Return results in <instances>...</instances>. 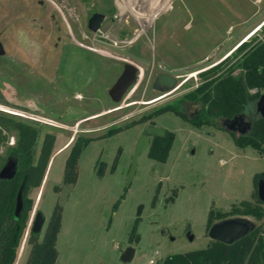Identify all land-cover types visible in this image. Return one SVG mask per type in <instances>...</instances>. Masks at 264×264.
Instances as JSON below:
<instances>
[{"label": "rangeland", "instance_id": "rangeland-1", "mask_svg": "<svg viewBox=\"0 0 264 264\" xmlns=\"http://www.w3.org/2000/svg\"><path fill=\"white\" fill-rule=\"evenodd\" d=\"M94 11L111 19L105 31L87 27ZM253 37L264 38V0H0V113L39 128L35 154L46 131L55 134L52 153L61 147L41 185L28 192L35 199L40 189L30 217L39 209L45 224L55 203L62 206L55 264L161 263L168 254L208 245L211 209L213 222L264 223V213L236 211L242 200L255 203L253 175L264 170V151L236 144L223 118L194 126L170 109L131 125L166 103L193 116L201 105L181 101L183 94L230 67L237 44ZM227 54L222 69L204 73ZM126 61L140 67L138 79L114 101L108 89ZM161 72L176 78L173 88L153 86ZM256 111L251 101L240 113L251 119ZM149 125L174 138L158 160L148 154V136L128 182L137 138ZM112 127L121 129L106 134ZM16 133L8 131L0 153L15 144ZM79 134L94 138L80 153L76 182L64 184V162ZM97 161L106 163L102 175ZM30 225L14 264L25 263ZM127 247L134 254L124 261Z\"/></svg>", "mask_w": 264, "mask_h": 264}, {"label": "trees", "instance_id": "trees-1", "mask_svg": "<svg viewBox=\"0 0 264 264\" xmlns=\"http://www.w3.org/2000/svg\"><path fill=\"white\" fill-rule=\"evenodd\" d=\"M234 50L236 59L230 67L215 76L204 77L200 83L181 97V101L200 103L201 106L196 114L188 116L180 107L166 103L154 108L150 113L142 115L131 125L171 109L192 125L200 126L210 119L231 118L240 113L249 102L257 101L262 93L261 90H264V38L243 39ZM228 56L229 54L210 66L204 73L209 71L215 73L222 69V66L229 60ZM236 68H239V71L234 73ZM251 120V126L247 133L230 132L236 144L250 145L262 153L264 151V117L257 112ZM11 129L17 131L15 144L5 146L4 153H0V168L8 157L16 159L14 174L11 177H0V264H14L17 259L20 241L34 203V199L28 195V192L31 187L41 185L55 141V134L46 131L35 154L34 146L39 136V128L26 121L16 119L12 115L0 113V145L7 140V133ZM120 129V127H112L106 134ZM92 138L94 137L81 134L73 137L64 162L62 179L64 184L76 182L78 158L83 147ZM173 138L174 132L167 129L163 135H154L148 148L149 156L164 160ZM117 158L118 155L114 158L111 169L115 167ZM105 167L104 161H97L96 170L99 175L104 173ZM259 178L264 180V170L254 173L253 184L255 186ZM22 183L23 205L20 214L15 216V197ZM54 187L61 188L59 185ZM252 196L255 198V203L250 200H242L240 203L242 207L236 211L252 213L256 216L262 215L264 200L259 199L256 188L253 189ZM227 214L224 212L221 217H226ZM212 216L211 209L207 217L206 230L213 223ZM61 218L62 206L56 202L41 237L38 232H33L30 228L25 239L30 247L24 264H55L58 256L56 238L61 226ZM263 232L264 223H260L231 243L210 239L206 247L168 254L160 264H264Z\"/></svg>", "mask_w": 264, "mask_h": 264}, {"label": "water", "instance_id": "water-1", "mask_svg": "<svg viewBox=\"0 0 264 264\" xmlns=\"http://www.w3.org/2000/svg\"><path fill=\"white\" fill-rule=\"evenodd\" d=\"M111 23L110 18H106L100 11H94L87 20V27L93 31H105ZM3 53V47L0 43V54ZM140 67L132 62L126 61L123 63V69L113 84L108 89V94L114 101H120L124 93L131 87L138 79V71ZM157 82L164 85V88L171 89L175 86L176 79L174 76L161 72L157 77ZM256 110L264 117V93H261L256 101ZM251 119H246L241 113L235 114L233 117H225L222 119L223 127L236 134H245L251 126ZM165 129L163 127L149 125L145 131H141L134 150L133 161L130 166L127 181L131 180L136 167L137 155L147 148L149 135H163ZM16 169V159L8 157L0 168V177H11ZM257 195L259 199L264 200V180L259 178L256 185ZM23 183L18 188L15 197L14 215L18 216L21 212L23 199H22ZM44 216L41 211H35L30 228L33 232H40L43 226ZM253 228L251 221L242 217L224 218L219 221L213 222L208 228V234L211 239L220 240L225 243H231L234 240L244 236ZM134 249L127 247L121 258L124 261L132 259ZM210 264V263H205Z\"/></svg>", "mask_w": 264, "mask_h": 264}, {"label": "crops", "instance_id": "crops-1", "mask_svg": "<svg viewBox=\"0 0 264 264\" xmlns=\"http://www.w3.org/2000/svg\"><path fill=\"white\" fill-rule=\"evenodd\" d=\"M65 145V144H64ZM67 147V146H66ZM61 149V147L60 148H58L55 152H53L52 153V156H51V158H50V161H49V163H48V166H47V169H46V172H45V175H44V178L46 177V175L48 174V172H49V170H50V168H51V165H52V158H53V155L57 152V151H59ZM44 178H43V180H44ZM42 180V181H43ZM39 191H40V189L38 190V192H37V194H36V198L34 199V203H33V205H34V208H36L38 205H39V200H38V197H39ZM39 210V209H38ZM37 211V210H36ZM33 215H34V213H33ZM30 220H29V224L31 223V219H32V216L29 218ZM45 226V218H44V222H43V226H42V229H43V227ZM41 229V230H42ZM57 239V238H56ZM17 258H18V256H17ZM17 260V259H16Z\"/></svg>", "mask_w": 264, "mask_h": 264}, {"label": "bare ground", "instance_id": "bare-ground-1", "mask_svg": "<svg viewBox=\"0 0 264 264\" xmlns=\"http://www.w3.org/2000/svg\"><path fill=\"white\" fill-rule=\"evenodd\" d=\"M127 2V1H126ZM157 5V4H156ZM165 5H167V1L166 2H163V3H161V4H158V6H157V9H156V11H158L159 9H161L162 7H164ZM155 16V14L153 13L152 15H150V16H146V17H143V21H144V23H147V22H149L151 19H152V17H154ZM259 28H257L255 31L253 30V32L249 35V36H251L254 32H256L257 30H258ZM158 99H160V98H158ZM158 99H155L154 101H156V100H158ZM6 109V108H5ZM9 110V109H8ZM12 112H16V110H11ZM90 118V117H89ZM85 119H88V118H85ZM70 142H68L67 144H66V146L69 144ZM65 146V147H66Z\"/></svg>", "mask_w": 264, "mask_h": 264}, {"label": "flooded vegetation", "instance_id": "flooded-vegetation-1", "mask_svg": "<svg viewBox=\"0 0 264 264\" xmlns=\"http://www.w3.org/2000/svg\"><path fill=\"white\" fill-rule=\"evenodd\" d=\"M88 18H89V17H88ZM157 77H158V76H157ZM175 79H176V78H175ZM153 86L156 87V88L164 87L163 84L157 82V78H156L155 81L153 82ZM197 111H198V110H197ZM197 111H196V112H197ZM196 112H195V114H196ZM165 131H166V129H165ZM149 136H151V141H152V138H153L154 135H149Z\"/></svg>", "mask_w": 264, "mask_h": 264}, {"label": "built area", "instance_id": "built-area-1", "mask_svg": "<svg viewBox=\"0 0 264 264\" xmlns=\"http://www.w3.org/2000/svg\"><path fill=\"white\" fill-rule=\"evenodd\" d=\"M263 234H264V232H263ZM149 263L150 264H160L159 262L155 261L154 259H150Z\"/></svg>", "mask_w": 264, "mask_h": 264}]
</instances>
